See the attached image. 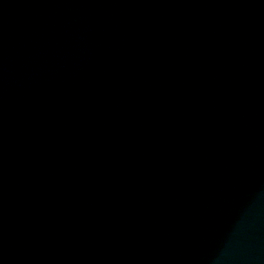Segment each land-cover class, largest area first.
Returning <instances> with one entry per match:
<instances>
[{"label": "water", "instance_id": "water-1", "mask_svg": "<svg viewBox=\"0 0 264 264\" xmlns=\"http://www.w3.org/2000/svg\"><path fill=\"white\" fill-rule=\"evenodd\" d=\"M0 264H264V0H0Z\"/></svg>", "mask_w": 264, "mask_h": 264}]
</instances>
